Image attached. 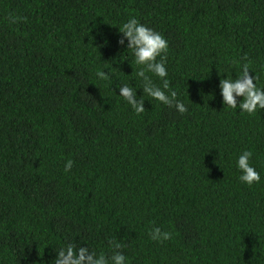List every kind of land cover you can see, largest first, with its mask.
<instances>
[{
  "label": "trees",
  "instance_id": "1",
  "mask_svg": "<svg viewBox=\"0 0 264 264\" xmlns=\"http://www.w3.org/2000/svg\"><path fill=\"white\" fill-rule=\"evenodd\" d=\"M131 17L167 39L186 113L143 95L118 44ZM245 55L264 89V0H0V264H52L69 242L111 255L110 239L125 264H264V110L228 108L219 86Z\"/></svg>",
  "mask_w": 264,
  "mask_h": 264
},
{
  "label": "clouds",
  "instance_id": "2",
  "mask_svg": "<svg viewBox=\"0 0 264 264\" xmlns=\"http://www.w3.org/2000/svg\"><path fill=\"white\" fill-rule=\"evenodd\" d=\"M24 19L21 17L15 20ZM12 20V22H15ZM122 33V37L118 40V44L123 46L127 40V49L131 50L134 56V62L138 69L134 73V78L141 81L143 95L153 98L154 100L175 108L180 114L188 111L185 104L177 99V92L170 87V81L166 78L168 72L166 69L168 41L156 30L141 24L135 17H131L127 22L122 23L118 28ZM159 57V59H157ZM238 64L239 74L233 78H221L219 86L221 89L223 104L231 109H239L241 114L247 113L254 115L257 109L264 110V89L258 88L256 81L258 76L250 75L251 61L247 55L241 58V61H232ZM152 74L158 77L162 83L157 85L152 79ZM96 76L100 80L111 79V74L105 70H97ZM143 95L137 99V90L128 84L119 87V96L134 110L137 115L145 112ZM237 97L243 99L239 102ZM253 152L246 150L239 155L237 160V168L241 172L238 177L242 183L252 186L261 180L259 172L250 164ZM73 167V161L67 160L64 171L69 172ZM149 237L156 242H164L172 238V233L162 231L159 227H153L149 230ZM111 248V255L101 251L97 254L90 251L87 246H79L74 243H67L57 251L56 258L52 264H125L126 257L119 251L123 245L117 240L110 239L108 241Z\"/></svg>",
  "mask_w": 264,
  "mask_h": 264
}]
</instances>
